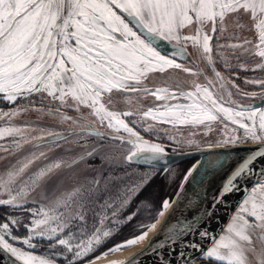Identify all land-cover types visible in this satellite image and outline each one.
Wrapping results in <instances>:
<instances>
[{"label": "snow or ice", "instance_id": "snow-or-ice-1", "mask_svg": "<svg viewBox=\"0 0 264 264\" xmlns=\"http://www.w3.org/2000/svg\"><path fill=\"white\" fill-rule=\"evenodd\" d=\"M190 28L194 34H186ZM245 31L253 32L254 38L243 35ZM217 34L225 43H217L214 56L211 41ZM158 41L173 45L170 55L158 50ZM189 42L213 74L205 75V83H195L188 91H179L178 83L177 91L169 86L155 90L143 86L151 74L170 69L204 75L199 67L177 62L178 57L191 61ZM255 57L259 59L254 67H248ZM218 62L230 72L264 71V0H0V104L15 105L8 111L0 108V120L5 121L0 126V141H4L0 143V153L4 154L0 160L16 157L0 172V207L31 216L26 223L11 216L0 223V253L8 255L9 264H58V259L64 264H79L119 231L125 221L118 217L156 174L129 172L130 163L158 161L167 155L165 147L136 130V121L130 126L127 117L136 116L140 121L151 118L173 127L203 126L205 134L214 130L215 122L227 121L238 125L242 134L233 128L231 135L208 143V149L258 145L235 165L210 205L202 206L200 201L206 197L198 193L194 202L185 204L187 211L199 210V222L211 218L212 206L238 190L240 181L255 171L257 163L264 177V79L245 78L246 85L261 90L244 92L231 76L225 78L217 70ZM177 92L192 102L165 104L163 111L149 108L142 113L117 107L137 104L147 95L158 100L178 99ZM234 95L261 103L237 104ZM46 99L52 102L50 106H46ZM69 110L76 115H68ZM27 113H35L37 120L68 124L72 130L64 133L28 122L12 123L13 118ZM228 126L224 123L225 129ZM102 127L110 133L101 131ZM143 130L153 132L155 124L149 123ZM33 132L39 134L31 135ZM88 138H95L94 146L89 147ZM29 144H33V151L21 156ZM65 144L70 145L64 148L68 155L31 171L32 165L47 156L40 149ZM112 145L126 153L122 161L116 152L104 150ZM77 147L84 150L76 151ZM230 163L219 157L198 161L186 170L183 182L195 179L194 173L201 167L207 174ZM48 192L58 193L51 205L25 207L30 195ZM174 203L165 199L156 222L137 223L140 235L114 245L87 264L143 242ZM152 208L151 200L145 197L127 216V222L138 214H150ZM89 214L98 224L89 225ZM195 220L177 218L174 226L164 231L165 241L175 244L182 236L193 234ZM19 227L27 231L23 238L13 234V228ZM200 234L207 236V232ZM42 243L48 244L44 254H34ZM150 248L155 251L152 245ZM201 255L213 264H264V179L250 186L225 233ZM110 264H135V258ZM163 264L170 262L165 259Z\"/></svg>", "mask_w": 264, "mask_h": 264}, {"label": "rangeland", "instance_id": "rangeland-1", "mask_svg": "<svg viewBox=\"0 0 264 264\" xmlns=\"http://www.w3.org/2000/svg\"><path fill=\"white\" fill-rule=\"evenodd\" d=\"M186 34H194V30L191 28L187 29ZM243 35L254 38L253 32L245 31ZM230 42H236V41H230ZM211 43L214 47L213 55L215 56V46L217 45V43H225V40L217 34L213 36V40L211 41ZM187 51L191 54V61H185V60L177 58V62L184 63L185 66H189L194 69L199 67L201 70H203L204 75L196 77L191 74L184 73L178 69H170L168 70V72L164 74H155V73L151 74L150 78L144 81L143 86L149 89H152V90H155V88L157 87L169 86L172 91H177L176 84L178 83L180 86L179 91H188V90H193V85L195 83H201V84L205 83L206 82L205 75H207L208 77H211L213 75L212 72L210 71V69L206 67L205 62L199 59V50L193 48L190 42L187 46ZM161 53L165 54L162 51ZM258 59H259L258 57L253 58L252 63L249 64L248 67L250 68L254 67ZM192 61H195V63H192ZM233 64H235V61H233ZM216 67H217V70L220 71L225 76V78H228L229 76H231L235 80V83L239 85L240 89L243 90L244 92H254V91L259 92L261 90L256 85H252V84L246 85L244 83V80L245 78L264 79V71H260V70L244 71V70L233 69L230 72L229 70H226L225 68H223L219 62L217 63ZM177 95L179 97L178 99H169V100H158L155 96L147 95L141 98L139 100V103L137 104L126 105V104L121 103L117 107H118V110H128L129 108H131L132 110L142 113L144 111H147L149 108H153V109L158 108L159 110L163 111L164 110L163 106L165 104H177V103L189 104L192 102L189 99H185L182 96H179V92H177ZM233 100H235L237 104H241V105H254L259 102L258 99L241 98L240 96H237V95L233 96ZM5 104H6L5 105L6 107H0L4 111H8L10 108L15 106V105H9L7 103ZM45 104L46 106H50L52 102L50 101V99H46ZM57 106H58V102H57ZM67 114L70 116L76 115V113L71 110H69ZM89 119H94V118L89 117ZM125 119L127 122L130 123V126L132 124V121H136V125H135L136 130L139 131L141 135L144 136L145 139H148L152 142L160 143L163 147H165L167 152H181V151L208 148L207 147L208 143H215L217 140L224 138L225 135H231L233 128H236L237 131L241 134L243 132L242 129H239L238 125H232L227 121L215 122V124L213 125L214 130L211 133L205 134L207 132V129H205L203 126H201L198 129L192 128L191 126H183V125L173 127L170 124H160V123L154 122L151 120V118H147L144 121H140L138 117L136 116L127 117ZM4 122H5L4 120H0V126H2ZM25 122L33 123L34 125L38 127L47 128L48 130L50 129L52 131L56 130L55 124H60L59 122L53 121L50 119L49 120H37V116L35 113L22 114L18 117L13 118L12 120V123L15 125H22ZM45 122H48L47 125H50V128L48 126L47 127L43 126ZM149 123L155 124V130L153 132H145L143 130ZM224 123L229 124L227 129L224 128ZM63 125L64 127H66V129L64 128L65 131L63 129L64 132L67 133L70 130H72L68 124H63ZM59 128L60 127H58L57 129ZM100 130L106 133H110L111 131L107 129L106 127H102ZM193 133H195V135H193ZM37 134L39 133L38 132L31 133V135H37ZM169 137H173L174 139H169ZM73 139H75V137H73ZM88 139L90 141L89 147L94 146L95 138H88ZM189 140L193 141L191 145H189L188 143ZM0 143H4V141H0ZM36 143H39V141L38 142L33 141V144H36ZM33 144L27 145L23 149V151L20 153V155L23 156L26 153L33 151ZM68 147H70V145L65 144L64 147L62 148H53V146L51 145L50 147L45 146L44 148L40 149L42 151L47 152V156L45 158H42L38 162H36L34 165H32L31 171H36L38 168L41 167V165L46 164L50 161H54L57 157L61 155H68L69 153H65L64 151V148H68ZM49 148H52L53 151H49ZM83 150L84 149L80 147L76 148V151H83ZM104 150L106 152H116L121 161L123 160V156L126 154L123 150L115 149L114 145L107 146L105 147ZM3 155H4L3 153H0V156H3ZM15 159L16 157H11L9 160H0V172H2L4 168H6L10 163H13ZM96 163L99 164V161L97 160ZM194 163L195 162H193L192 165H186V163H183L182 165H179V166H176L170 169L161 170L157 168L144 167V166L134 164L131 162L130 166L128 167L129 172L135 171L140 174L156 173L154 178H151V182L144 189V191L138 197H136L133 200L131 206L127 208L126 211H124L120 215V217H118V219L125 221L123 226L120 227L119 231L116 234H114L111 238H109L108 241L103 246H101L96 252L84 258V260L79 262V264L87 263L89 260H92L95 256H100L101 253L105 252L107 249L113 247L114 245L120 244L128 240L129 238H133V237L140 235L141 231H139L136 228L137 223L151 224V223L156 222L157 212L162 210L161 209L162 202L165 199H168L169 201H172L174 199L177 191L179 190L183 182V175L185 174L186 170L191 169ZM54 182L55 181H53V183ZM63 187L66 188V187H69V185H64ZM155 188H156V191L159 190V193H157L159 196H157V194L155 196V193H151V192H154ZM56 194H53L52 192H48L46 195H40V194L34 193L28 197L30 202L26 204L25 207L29 209H34L38 207H44V206L51 205L52 201L55 199ZM145 197H148L153 204L151 213L150 214L148 213L138 214L136 217L133 218L131 222H127L126 220L127 216L136 210L139 204V201L143 200ZM4 198H6V196ZM9 211H10V214L8 216L20 219L21 221L25 223L31 219L30 215L23 214L19 210L9 209ZM237 211H239V208L236 210V212ZM230 222L231 220L228 222V224ZM93 223L98 224V220L94 221L91 214H89V225L91 226ZM228 224L226 225L225 229L222 231V234H220V236L225 233V231L227 230ZM106 226H110V222H106ZM13 234L18 237L23 238L27 235V231L24 227L13 228ZM15 246L23 247V245H20V244H15ZM47 247H48L47 243H42V246L37 248L34 254H37V255L44 254L45 249H47ZM57 251H60V249H58ZM58 264H64V261L62 259H58Z\"/></svg>", "mask_w": 264, "mask_h": 264}, {"label": "water", "instance_id": "water-1", "mask_svg": "<svg viewBox=\"0 0 264 264\" xmlns=\"http://www.w3.org/2000/svg\"><path fill=\"white\" fill-rule=\"evenodd\" d=\"M157 47L160 51L168 55L174 50L173 45L167 41H158ZM260 103L261 101L254 105ZM256 147H258V145L247 144L234 148H203L181 152H167V155L158 161H133L132 163L134 164L161 170L173 168L189 160H195L194 165H196L198 161L203 163L216 157L232 161V163L226 167L217 168L207 174L205 172V167H201L198 173H194L195 179H190V182L187 184L182 182L183 187L180 186L172 200L175 202L173 208L169 209L165 214L157 232L138 252L128 257L123 262L134 257L135 264H163L165 259L169 261L170 264H186V262H190V264L199 263L202 258L201 252L209 249L213 244V240L220 236L243 202L250 186L264 179V177L260 175L261 165L257 163L255 171L240 181L238 190L225 195L223 203L212 206L211 211L213 214L211 218L199 222L200 217L197 214L199 210L193 209V211H187L185 204L190 200L194 202V196L198 193L202 197H206L201 199L200 204L202 206L210 205L213 197L221 191L223 184L228 179L229 173L233 170L235 165L239 163L249 151ZM177 204L179 207H177ZM185 216L189 220L196 217V220L193 221V226L196 231L191 235L182 236L180 241L175 244L165 241L164 231L169 226H174V222L177 221V218L183 220ZM180 226L182 227L183 225ZM203 232H207V236H202L200 234ZM150 245L155 248V251L150 248ZM193 245H199V247H194ZM0 264H9V257L7 254L0 253Z\"/></svg>", "mask_w": 264, "mask_h": 264}, {"label": "bare ground", "instance_id": "bare-ground-1", "mask_svg": "<svg viewBox=\"0 0 264 264\" xmlns=\"http://www.w3.org/2000/svg\"><path fill=\"white\" fill-rule=\"evenodd\" d=\"M162 221H163V219H161V221L157 225V228L155 231L149 232L147 239H145L143 242L138 243L137 245H134V246H129L128 248L121 250V251H117L114 254L108 255L107 257H104V258L96 261V264H110L111 261L123 262L128 257H130L133 254H135L136 252H138L149 240H151V238L154 236V234L159 229ZM85 264H87V263H85Z\"/></svg>", "mask_w": 264, "mask_h": 264}, {"label": "trees", "instance_id": "trees-1", "mask_svg": "<svg viewBox=\"0 0 264 264\" xmlns=\"http://www.w3.org/2000/svg\"><path fill=\"white\" fill-rule=\"evenodd\" d=\"M5 105H6L5 103L0 104V107H6ZM193 162H195V160H189V161H186L184 163H186V165H192ZM151 193H155V196H156V194L159 193V190L156 191V188H155L154 192H151ZM157 196H159V195L157 194ZM9 214H10V211L7 207H0V223L5 222L6 221L5 217L8 216ZM98 253H100V252H98Z\"/></svg>", "mask_w": 264, "mask_h": 264}, {"label": "crops", "instance_id": "crops-1", "mask_svg": "<svg viewBox=\"0 0 264 264\" xmlns=\"http://www.w3.org/2000/svg\"><path fill=\"white\" fill-rule=\"evenodd\" d=\"M47 123H48V122H45V124H43V126H44V127H47V126H48V127L50 128V125H47ZM58 127H60V128L57 129ZM64 128L66 129V127H64V125L61 124V123H60V124H55V129H56L55 131L64 132V131H65ZM63 129H64V131H63ZM49 130H50V129H49ZM70 131H71V130H70ZM64 133H66V132H64ZM35 142H36V141H35ZM37 142H38V141H37ZM46 146H47V147H48V146L50 147L51 145H46ZM51 151H53V150H51Z\"/></svg>", "mask_w": 264, "mask_h": 264}, {"label": "flooded vegetation", "instance_id": "flooded-vegetation-1", "mask_svg": "<svg viewBox=\"0 0 264 264\" xmlns=\"http://www.w3.org/2000/svg\"><path fill=\"white\" fill-rule=\"evenodd\" d=\"M183 163H181L180 165H182ZM177 166H179V165H177ZM176 167V166H175ZM197 264H213V261H211V260H205V259H203V256H202V258L200 259V262L199 263H197Z\"/></svg>", "mask_w": 264, "mask_h": 264}]
</instances>
